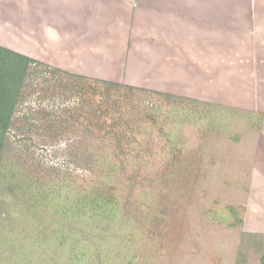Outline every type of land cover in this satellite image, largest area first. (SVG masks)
Returning <instances> with one entry per match:
<instances>
[{"label":"rangeland","instance_id":"374dc122","mask_svg":"<svg viewBox=\"0 0 264 264\" xmlns=\"http://www.w3.org/2000/svg\"><path fill=\"white\" fill-rule=\"evenodd\" d=\"M56 1L27 0L39 40L0 45L38 62L0 153V264H264L255 39L179 24V0H128L104 26L69 8L67 30Z\"/></svg>","mask_w":264,"mask_h":264},{"label":"crops","instance_id":"0c3cea01","mask_svg":"<svg viewBox=\"0 0 264 264\" xmlns=\"http://www.w3.org/2000/svg\"><path fill=\"white\" fill-rule=\"evenodd\" d=\"M34 2V0H32ZM39 1V0H38ZM123 1V2H122ZM128 0H59L56 1L58 4L57 7H59L58 11L55 14L53 13V16L56 17L54 20V23H63L65 26L67 25L66 23L69 22L67 20H62V18H66L67 14L69 13V8H75L78 7L81 9L82 7L85 6V16H93L95 18L94 25H101L104 26L105 24L102 22V19H111L113 24L116 23V20L118 19V14L117 11L118 8H120L124 2L126 3ZM210 2H213V8L214 12H211V7L209 3H206L205 0H179V6H182V8L187 10V13L189 14L188 16H183L180 15L178 18L179 24H182L185 26V23L191 22L192 24H198V27L201 23L203 24H215V25H224L223 32L221 31L220 33L217 32H212L214 34L210 33V38L217 39L219 34H225L228 35V33L233 32L235 34L240 33L245 40L252 41L255 39L257 43H253V45H249L248 48L250 51L249 54L252 56H256L258 58V66L261 68V70L264 72V0H241V16L236 17L233 16L229 9L227 8L229 5L225 4L219 5L216 4V0H210ZM229 4L230 1H227ZM201 4L205 6V8L211 9L208 13L205 14H210V18H202L201 13ZM30 5L27 0H0V45H4L8 47V45L5 43V41L10 42V41H15L19 40L22 37L18 36L21 34L22 36H26L27 33V27L29 25L31 26V33H34L33 35H29L32 39H40V32L42 31L41 24L43 23L40 21V18L35 14L36 12H39L40 10H34L33 12V17L29 18V21H26L25 18L28 13H30ZM210 5V6H209ZM109 7V8H106ZM91 10V12H90ZM198 10V11H197ZM106 12V15L104 14ZM205 19V20H203ZM208 19V20H207ZM86 21V20H85ZM209 21V22H208ZM53 22V21H52ZM238 22H242V28H236V24ZM89 23V22H88ZM87 24V21H86ZM111 25V23H109ZM214 25V26H215ZM204 26V25H203ZM196 27V26H195ZM212 27V25H211ZM66 29L68 30V26H66ZM101 29V28H100ZM99 29V33H101V30ZM218 29V28H217ZM187 30V31H186ZM182 29L183 33L182 36L185 37H190V35H193V38L196 37V31L195 29L193 30H188V29ZM216 30V29H215ZM98 32L95 33L94 37H100ZM94 32L90 33L93 34ZM109 33L102 31V34ZM43 34H45L44 40L47 41H56L58 42V38L52 37L49 31L45 32L43 31ZM89 34V35H90ZM53 35V34H52ZM88 35V34H87ZM60 39H64V41L69 40L66 39V33L65 37L64 36H59L57 35ZM87 40V36L85 37ZM91 39V38H90ZM42 40V39H41ZM192 40V39H191ZM238 39L232 40L230 39V42L232 45H235V41L239 42L240 45H244V43L240 42ZM193 41V40H192ZM10 47V46H9ZM235 48V47H232ZM247 52V53H248ZM262 79L264 77H261ZM262 88L264 90V82L262 84ZM262 101V104L259 105L255 110L263 113L264 114V94L262 95V99L259 96L258 97V103ZM249 109V108H248ZM264 125V124H263ZM264 127V126H263ZM261 130V134L259 135V140H258V153H260L261 158L259 159L260 163H264V128Z\"/></svg>","mask_w":264,"mask_h":264},{"label":"trees","instance_id":"16d2710c","mask_svg":"<svg viewBox=\"0 0 264 264\" xmlns=\"http://www.w3.org/2000/svg\"><path fill=\"white\" fill-rule=\"evenodd\" d=\"M32 64H38V62L17 52L0 47V153L7 132L13 127L23 83L25 77L29 76L28 69ZM86 83L81 81L79 86H71L69 88L64 86V89L68 90L69 93H75V91L84 92ZM76 88H79V90Z\"/></svg>","mask_w":264,"mask_h":264}]
</instances>
